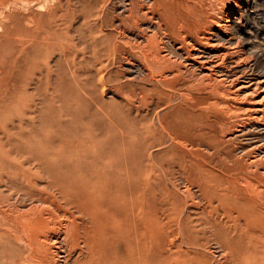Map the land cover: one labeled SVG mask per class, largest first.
<instances>
[{
    "label": "bare ground",
    "instance_id": "1",
    "mask_svg": "<svg viewBox=\"0 0 264 264\" xmlns=\"http://www.w3.org/2000/svg\"><path fill=\"white\" fill-rule=\"evenodd\" d=\"M239 1L0 0V264H264Z\"/></svg>",
    "mask_w": 264,
    "mask_h": 264
},
{
    "label": "rangeland",
    "instance_id": "2",
    "mask_svg": "<svg viewBox=\"0 0 264 264\" xmlns=\"http://www.w3.org/2000/svg\"><path fill=\"white\" fill-rule=\"evenodd\" d=\"M79 1H82V0H71V5L76 6L77 2H79ZM238 9H237V13H236L235 17L237 18V22L240 21V23H237V25L232 29L233 30L235 29L234 30L235 31L234 36H235V39L237 40V41H235L236 46L238 49H241V51L244 53V56H245V58L242 61V64H245L246 66H248L247 70L248 71L251 70V72L254 74L264 73V0H241V1H239V8ZM75 21H77L78 24L81 23V21H82L81 17L77 18V16H76ZM89 21H92V18H90ZM107 30H108V28H107ZM249 37L251 38V41H250ZM118 64L120 65V63H118V62H116L114 65L111 64L112 66L111 65L109 66L110 70H112L114 72V70H116L115 65L117 66ZM139 107L140 108L142 107V108L140 109ZM139 107H138L139 112L137 110L135 111V108H133V107H131L130 110L133 113L135 112V114H137V115L145 116L144 114H142V112L144 113V111L146 113H148V114H146V116L150 115L149 113L151 112V108H152L151 106H148V108H147L146 105H140ZM141 110H142V112H141ZM208 112H210V114ZM205 113L209 117H211L213 114L210 109H209V111H208V109L205 110ZM204 129H206V127ZM234 141H235V143H233V144L231 143L230 146L231 147L233 146L234 148H236V146H239L240 143L237 142V140H234ZM236 144H238V145H236ZM150 146L156 148V149L153 148L151 150H154V151L157 150L158 145L150 144ZM234 148H233V150H234ZM202 149L205 150L206 148L202 147ZM234 153L238 154L239 151L237 152V150H236ZM173 180L175 182L177 190H179V191L181 190V192L185 190L184 185H186V184H183V181L179 179V176L175 175ZM186 183L188 184L187 181H186ZM211 243H214V246H213V244H211V247H214V252L209 253V251H206V252L204 251L205 255L208 256L207 258H210V259H208L209 260L208 264H220L221 262H223L222 257H224L223 256V249H222V248H224L222 245L223 243L222 242H221L222 244H220V242L216 243V241L215 242L212 241ZM218 245H220L221 248H217ZM220 249L222 252L220 251ZM206 253H208V254H206ZM212 254L214 257L212 256ZM67 264H71V263L69 262Z\"/></svg>",
    "mask_w": 264,
    "mask_h": 264
}]
</instances>
